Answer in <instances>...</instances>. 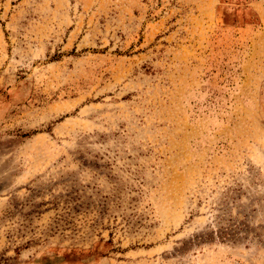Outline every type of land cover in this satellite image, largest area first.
Segmentation results:
<instances>
[{
    "label": "rangeland",
    "instance_id": "rangeland-1",
    "mask_svg": "<svg viewBox=\"0 0 264 264\" xmlns=\"http://www.w3.org/2000/svg\"><path fill=\"white\" fill-rule=\"evenodd\" d=\"M0 264H264V0H0Z\"/></svg>",
    "mask_w": 264,
    "mask_h": 264
}]
</instances>
